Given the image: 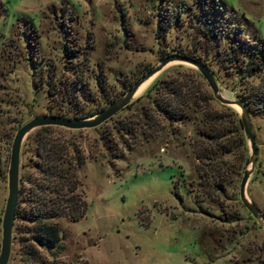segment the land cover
<instances>
[{
  "label": "rangeland",
  "instance_id": "obj_1",
  "mask_svg": "<svg viewBox=\"0 0 264 264\" xmlns=\"http://www.w3.org/2000/svg\"><path fill=\"white\" fill-rule=\"evenodd\" d=\"M240 38L264 45V0H0V222L9 144L20 125L36 115L95 114L170 53L201 61L220 95L236 99L248 84H264V61L254 78L241 69L245 51H235L234 61L228 58V46ZM181 70L198 74L187 63L168 62L130 105L82 132L87 158L77 172V192L86 209L75 221L51 220L60 246L56 260L264 264V229L237 194L249 147L236 106L225 105L235 115L229 124L233 150L222 162L233 172L222 189L198 185L191 143L205 130L199 113L189 112L190 120L172 134L163 130L147 139L136 134L121 143L114 131L140 107L150 108L145 94L153 83ZM199 80L217 108L200 75ZM248 121L256 153L243 195L264 221V111L248 112ZM34 130L21 141L29 150ZM108 138L117 158L101 146ZM26 172L33 171L27 167ZM26 226L13 216L5 264H21L22 239L30 237Z\"/></svg>",
  "mask_w": 264,
  "mask_h": 264
},
{
  "label": "trees",
  "instance_id": "obj_2",
  "mask_svg": "<svg viewBox=\"0 0 264 264\" xmlns=\"http://www.w3.org/2000/svg\"><path fill=\"white\" fill-rule=\"evenodd\" d=\"M227 49L228 58L232 61L237 59L235 51H245L246 60H241L244 62L241 69L245 76L258 77L264 61V45L259 47L240 38ZM244 91L235 98L240 100L247 113L264 111V84H248ZM145 97L150 108L140 107L138 115L125 122L119 121L114 127L115 133L122 138L121 143L123 137L136 134L143 139L154 137L163 130L172 134L176 126L190 120L189 112L199 113L205 130L197 132L200 141L191 143L198 185L222 189L233 172L222 162V158L233 150L229 124L235 113L221 104L214 108L211 98L202 88L199 75L190 70L176 71L168 78L153 83ZM93 114L74 118H86ZM85 130L41 126L33 132L31 150L25 142L20 145L14 218L23 221L30 233L29 238L22 239L21 264H67L64 260L55 259L60 246L57 243V227L51 220L63 217L75 221L85 212L86 203L77 192V172L87 158L81 144V134ZM131 145L125 144L127 148ZM101 146L110 158L119 156L111 139L103 140ZM236 147L243 149L241 140ZM29 151L30 156H26ZM27 167L33 172H26ZM37 248L44 250L50 260L43 258Z\"/></svg>",
  "mask_w": 264,
  "mask_h": 264
},
{
  "label": "water",
  "instance_id": "obj_3",
  "mask_svg": "<svg viewBox=\"0 0 264 264\" xmlns=\"http://www.w3.org/2000/svg\"><path fill=\"white\" fill-rule=\"evenodd\" d=\"M178 61L191 65L195 68L202 80L205 82L211 96L221 105H233L238 108V121L242 133L248 141L249 156L248 167L243 169L238 181V199L257 224L264 229V221L252 203L247 201L243 195V188L247 176L253 166L256 149L250 132L248 113L238 99H227L220 95L215 80L208 68L199 60L181 54L170 53L161 57L158 62L141 76H139L119 97L109 103L105 108L86 118H66L59 115L44 114L36 115L22 125L13 133L9 144L8 161L6 169V197L4 201L0 222V264H5L8 257L10 245V228L17 202V175L19 163V148L22 138L30 130L41 126H57L69 130H85L98 126L111 117L114 113L124 107L132 98L135 89L148 77L156 73L168 62Z\"/></svg>",
  "mask_w": 264,
  "mask_h": 264
},
{
  "label": "bare ground",
  "instance_id": "obj_4",
  "mask_svg": "<svg viewBox=\"0 0 264 264\" xmlns=\"http://www.w3.org/2000/svg\"><path fill=\"white\" fill-rule=\"evenodd\" d=\"M154 75V74H153ZM153 75H151L150 77H148L147 79H145L134 91L133 95L138 94L139 92H141L151 81V79L153 78Z\"/></svg>",
  "mask_w": 264,
  "mask_h": 264
}]
</instances>
